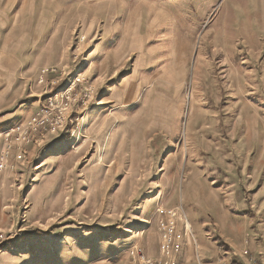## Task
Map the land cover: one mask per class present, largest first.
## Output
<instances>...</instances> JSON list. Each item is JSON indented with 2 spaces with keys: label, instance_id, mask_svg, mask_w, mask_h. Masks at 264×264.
Masks as SVG:
<instances>
[{
  "label": "rangeland",
  "instance_id": "1",
  "mask_svg": "<svg viewBox=\"0 0 264 264\" xmlns=\"http://www.w3.org/2000/svg\"><path fill=\"white\" fill-rule=\"evenodd\" d=\"M139 21L150 25L138 38L154 58L137 73L138 50L125 51ZM76 78L65 111L77 116L73 125L1 136ZM132 84L124 117L164 118L165 141L179 142L186 167L218 194L209 212L184 198L191 230L179 223L180 254L192 249L197 261L198 250L201 264H261L252 233L241 246L240 217L264 232V0H0V162L9 144L0 264H129L127 250L143 246L139 232L132 239L125 229L136 210L129 197L115 200L107 180L91 183L99 170L85 171L93 150H103L91 119L110 118ZM149 228L158 236L157 225ZM257 241L263 246L264 235Z\"/></svg>",
  "mask_w": 264,
  "mask_h": 264
},
{
  "label": "crops",
  "instance_id": "2",
  "mask_svg": "<svg viewBox=\"0 0 264 264\" xmlns=\"http://www.w3.org/2000/svg\"><path fill=\"white\" fill-rule=\"evenodd\" d=\"M135 25L130 44L127 45L125 52L138 50L135 61V69L138 73L143 67V65L139 66L141 61L143 64L147 63L151 57L154 58V53L152 50L146 52L145 44H138L139 39L135 36V32H141V30L149 28L150 25L144 22L141 24V26L143 25L142 29H136ZM135 37L137 39H134ZM133 76H137V74ZM136 87V85L125 86L122 91H119L120 98L110 118L103 121L91 119L89 130H92L94 140L103 144V150L101 152L93 150L88 157V168L85 171L92 175L96 170H99L100 175L96 179L94 178L91 183L100 187L107 180L109 191L115 200L119 196H124L125 200L127 197H129L128 200H133L128 203V206L135 207L136 210L127 221L129 224H126L125 229L132 231V236H130L132 239H138L137 234L140 233V243L145 246L149 256L155 257L158 255V236L149 227L152 225L153 228H156L157 208L168 209L179 206L182 211H185L183 200L186 197L193 201L198 208L204 207L209 212L213 211L214 206L217 207L218 194L215 193L212 185L206 184L203 174L198 175L194 172L195 168L192 170L186 167V160L182 161L180 150L174 148V145L179 142L176 140L165 141L164 118L134 121L124 117L123 112L130 104L128 96ZM6 91L0 94H5ZM171 122L175 123V120L172 119ZM97 127H99L98 131L94 132ZM62 133H67V131ZM151 144H155L154 149ZM154 158L158 160L155 162L158 165L156 166L158 172L148 166L147 159ZM98 159L100 160L98 161ZM142 172L151 173L152 177L148 179L139 177ZM94 174L93 177H95ZM130 176H133L131 180H129ZM84 177L89 181L86 174ZM128 191H131V195L128 194ZM119 201L121 202L120 199ZM122 203L124 202L122 201ZM185 216L189 221L187 213ZM153 218L155 223L152 222ZM248 223V219L242 215L240 217L241 246L249 244L244 237L252 233L255 241L251 242V253L261 264H264V245L261 246L260 241H257L264 235L263 229L254 223L251 227ZM253 238L251 237V239ZM197 252L198 250L196 251L197 261H195L192 249L186 254H180V250L177 249V257L189 261L190 264H193L194 261V264H201ZM216 254L217 252L212 251L211 257L216 258ZM242 263L246 264L244 260Z\"/></svg>",
  "mask_w": 264,
  "mask_h": 264
},
{
  "label": "built area",
  "instance_id": "3",
  "mask_svg": "<svg viewBox=\"0 0 264 264\" xmlns=\"http://www.w3.org/2000/svg\"><path fill=\"white\" fill-rule=\"evenodd\" d=\"M47 71V70H45ZM80 81L78 78L68 85L62 92L57 95L47 97V101L41 106L39 112L31 117L25 124L12 127L5 131L1 136L8 140L14 136L19 138L22 133L33 130L35 127L40 130H50L52 132L58 130H66L73 122L77 121V116L70 117L69 113L65 112L71 110L69 100V93L73 85ZM26 144L30 141L29 136L23 137ZM9 144L7 145V149ZM3 151L0 162V169H2L8 159V150ZM157 233H158V255L154 258L148 256L145 249L141 245H133L127 250L129 257V264H187L179 260L177 257V249L179 242V235L177 229L179 223H182L185 233L190 232L191 226L182 211L181 207L175 206L168 209L157 208Z\"/></svg>",
  "mask_w": 264,
  "mask_h": 264
},
{
  "label": "bare ground",
  "instance_id": "4",
  "mask_svg": "<svg viewBox=\"0 0 264 264\" xmlns=\"http://www.w3.org/2000/svg\"><path fill=\"white\" fill-rule=\"evenodd\" d=\"M164 1V0H163ZM203 1V0H202ZM167 4H169V3H167ZM206 4V3H205ZM204 4V5H205ZM201 5H202V2H201ZM258 6H259V3H258ZM199 7L201 8V10H202V8H203V5L202 6H198V9H199ZM171 10H172V8H171ZM170 11V10H169ZM181 11V10H180ZM171 12V11H170ZM172 12H173V10H172ZM200 13H201V11H200ZM159 14V13H158ZM169 15V14H168ZM142 16H144V15H142ZM105 17V16H104ZM152 17V16H151ZM110 18V17H109ZM141 18V17H140ZM104 19V18H103ZM139 19V18H138ZM154 20V19H153ZM141 21H139L136 25H135V28L136 29H140L141 27H143V25L141 26V23H140ZM143 24H144V22H142ZM152 23H153V21H152ZM233 24V23H232ZM150 27V26H149ZM142 29V28H141ZM144 30V29H143ZM142 31V30H141ZM140 31H137V32H135V36L138 38L139 36H140ZM134 38V39H137V38ZM139 39V38H138ZM138 42V41H137ZM138 44H140V41H139V43ZM23 48V47H22ZM26 48H24L23 50H25ZM17 50V49H16ZM15 50V51H16ZM13 57H15V59H17L18 57L17 56H13ZM22 57H24V56H22ZM185 59V58H184ZM152 61V60H151ZM187 69V68H186ZM165 73V72H164ZM10 75H11V72H10ZM170 128V127H169Z\"/></svg>",
  "mask_w": 264,
  "mask_h": 264
}]
</instances>
